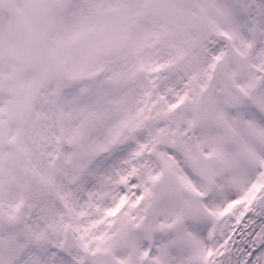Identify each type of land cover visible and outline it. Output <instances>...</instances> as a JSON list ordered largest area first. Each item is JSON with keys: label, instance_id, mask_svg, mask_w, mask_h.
Returning a JSON list of instances; mask_svg holds the SVG:
<instances>
[{"label": "snow or ice", "instance_id": "1", "mask_svg": "<svg viewBox=\"0 0 264 264\" xmlns=\"http://www.w3.org/2000/svg\"><path fill=\"white\" fill-rule=\"evenodd\" d=\"M231 6L83 87L71 147L0 195V264H264V0Z\"/></svg>", "mask_w": 264, "mask_h": 264}, {"label": "rangeland", "instance_id": "2", "mask_svg": "<svg viewBox=\"0 0 264 264\" xmlns=\"http://www.w3.org/2000/svg\"><path fill=\"white\" fill-rule=\"evenodd\" d=\"M11 1L13 7H17L21 2L32 5H40L43 2V0ZM50 2L54 7L47 13H42L39 7H27V11L20 16L15 13L14 21L17 27L13 28V41L18 43L13 44L12 41L8 46L7 42L0 38V50L5 51L0 65L7 67L6 64L11 63L13 70L27 64L26 70L21 69L19 81L24 82L22 72L23 74L28 72L30 81L37 78L40 83L42 82L40 93L33 100H29V103L44 106L41 111L43 114L41 125L47 128H40V132L46 136L44 160L48 158L49 153L55 152L53 150L55 142L50 132L53 129L56 131L53 119L59 111L58 105L71 110L72 119L76 120L78 117L77 127L72 123V133L70 128L67 129L66 141L61 145L56 144L57 150L61 148L67 150L71 147L68 138L81 130L87 115L88 109L81 92L85 85L95 82L109 69L127 68L142 61L167 59L179 48L195 40V35L201 37L212 26L225 23L232 10L231 0H50ZM0 14L7 15L6 12ZM1 15L0 32L1 24L6 20V16ZM179 16L183 17L179 19ZM181 25L188 28H182ZM18 26L27 28L21 29ZM86 29L94 31L87 40L79 41V35ZM24 40L28 41L29 46L23 47L19 43ZM27 56L32 58L31 63L25 60ZM8 57H15L17 60L12 61L7 59ZM36 57L44 58L40 60L39 66L44 62L46 71L37 69ZM3 86L10 88L9 80L4 81ZM9 92L4 93L6 99L4 103L2 100L0 110L14 108L21 113L22 109L20 112L17 106L22 108L26 101L25 97L12 98ZM6 119L8 117L5 114L0 117V121ZM17 121L23 124L22 120ZM36 146H40L38 142L33 143V147L29 145V150L26 146L25 156L19 157L17 154L11 161L0 157L5 162L6 169L14 166L16 170L18 164L22 165L17 172L23 177L15 178V182L20 183L26 175V170L40 163L39 160H35ZM26 163L29 164L26 166ZM2 178L4 176H0V182L3 181ZM14 181L12 183H15ZM7 187L12 194L17 190L16 185L10 184Z\"/></svg>", "mask_w": 264, "mask_h": 264}, {"label": "flooded vegetation", "instance_id": "3", "mask_svg": "<svg viewBox=\"0 0 264 264\" xmlns=\"http://www.w3.org/2000/svg\"><path fill=\"white\" fill-rule=\"evenodd\" d=\"M21 11V10H20ZM6 12L7 14V24L3 26L4 28V41H7V44H11L13 41V28H16L17 25L13 24V17L15 16V13L19 11H15L14 8H7L6 10L0 9V13ZM1 15V14H0ZM4 15V14H3ZM1 15V16H3ZM183 16H179V19H181ZM172 27L173 23H172ZM182 28H188L185 26H182ZM18 28H27L25 26L19 27ZM1 35L3 32H0ZM22 33V32H21ZM20 37V36H19ZM197 38V37H196ZM11 39V40H9ZM18 43L17 41H13V44ZM22 44L23 47L29 46L28 41L24 40L19 42ZM24 49V48H23ZM2 55L0 56V62L4 59V50H0ZM7 59H10L13 61V59L16 61L17 58H10L8 57ZM44 60L42 57H36L35 58V64L38 70L40 71H46L45 69V64L43 62L42 66H39L40 60ZM27 63H31L32 58H29L28 56L25 58ZM7 67H4L3 65H0V108L3 105L5 101V96L4 93L7 91H10V97H16V96H24L26 101L25 104H22V108L18 107V110L21 113H18L14 108L11 110H5L1 111L0 110V117L2 115H6L8 119L0 121V157L4 158L5 160H12L14 156L17 154L19 157L25 156V148L27 146L29 150V145L33 147V143L38 142L40 145L39 147L36 146L35 148L37 149L36 153V159L39 160L40 162L43 161V154L45 153L46 147H45V139L46 136L44 135L43 132H40V128H47V126L41 125L43 121V114L41 111H43V107H39L38 105L35 104H30L29 100H33L38 96V94L41 91L42 87V82L38 81V79H34L32 81L29 80V74L28 72L23 74L22 72V78L24 82L19 81V75L21 74V69L26 70L27 67L26 65H21L19 68H15L12 70L11 63L6 64ZM36 74V73H32ZM65 75V74H64ZM37 76H40V74H37ZM9 80L11 87L8 88L7 86L4 85V81ZM16 88H15V87ZM21 93V94H19ZM40 97V96H39ZM14 101V100H13ZM60 104V103H59ZM59 111L57 113V116H54L53 121L55 122L54 127H56V131L53 129L51 130V134L53 135V140H54V148L53 150H57L56 144H61L62 142H65L67 138V129L70 127L71 133H72V123L74 124L75 121L72 119V111L71 110H66L63 106H59ZM17 120H22V123L17 121ZM65 127V128H64ZM22 128V129H20ZM35 129V130H34ZM52 129V127H51ZM49 133V134H50ZM56 134V135H55ZM57 139L55 140L54 138ZM18 145V146H17ZM48 145V144H47ZM18 151V152H16ZM34 163V162H33ZM29 163H26V166ZM22 166L18 164L16 168V173H14V166L13 168H7L6 169V164L5 162L0 158V176L4 178L3 181L0 182V195H5V196H11L13 195L10 190H8V187L10 184L16 185L17 188L19 186V182H15V178H22L23 175L19 174L17 172V169ZM22 171V168L20 169ZM14 173V174H13ZM11 175V176H10ZM15 183H12V182Z\"/></svg>", "mask_w": 264, "mask_h": 264}, {"label": "water", "instance_id": "4", "mask_svg": "<svg viewBox=\"0 0 264 264\" xmlns=\"http://www.w3.org/2000/svg\"><path fill=\"white\" fill-rule=\"evenodd\" d=\"M90 32H87L84 34V36H82V38H85L87 35H89Z\"/></svg>", "mask_w": 264, "mask_h": 264}]
</instances>
